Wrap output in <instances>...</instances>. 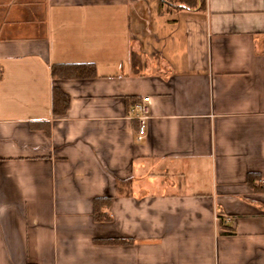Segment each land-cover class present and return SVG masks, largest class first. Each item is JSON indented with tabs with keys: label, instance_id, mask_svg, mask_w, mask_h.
Returning a JSON list of instances; mask_svg holds the SVG:
<instances>
[{
	"label": "crops",
	"instance_id": "crops-1",
	"mask_svg": "<svg viewBox=\"0 0 264 264\" xmlns=\"http://www.w3.org/2000/svg\"><path fill=\"white\" fill-rule=\"evenodd\" d=\"M250 173L264 185V0H0V264H264Z\"/></svg>",
	"mask_w": 264,
	"mask_h": 264
},
{
	"label": "trees",
	"instance_id": "trees-1",
	"mask_svg": "<svg viewBox=\"0 0 264 264\" xmlns=\"http://www.w3.org/2000/svg\"><path fill=\"white\" fill-rule=\"evenodd\" d=\"M172 6L178 8L201 9L204 6L205 0H163ZM52 75L54 78H87L96 75V67L94 63H62L52 66ZM138 101H135L137 103ZM53 112L56 115H65L70 106V96L60 87L55 86L53 89ZM36 126L46 125V122L35 123ZM49 134V133H48ZM259 174L250 173L248 175V183L256 191H264V185L258 184L261 182ZM124 182H127L124 181ZM113 197L110 195L97 197L95 199L94 217L97 221H110L111 217L104 212L103 209L110 207ZM130 239H115L111 242H130Z\"/></svg>",
	"mask_w": 264,
	"mask_h": 264
},
{
	"label": "built area",
	"instance_id": "built-area-1",
	"mask_svg": "<svg viewBox=\"0 0 264 264\" xmlns=\"http://www.w3.org/2000/svg\"><path fill=\"white\" fill-rule=\"evenodd\" d=\"M149 109L147 98H144L140 103L131 109V115L139 120L140 127L137 139L140 141L146 136L147 125L146 120L148 117Z\"/></svg>",
	"mask_w": 264,
	"mask_h": 264
}]
</instances>
